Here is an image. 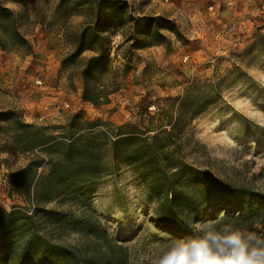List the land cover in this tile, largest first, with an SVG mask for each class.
I'll return each mask as SVG.
<instances>
[{
	"label": "rangeland",
	"instance_id": "obj_1",
	"mask_svg": "<svg viewBox=\"0 0 264 264\" xmlns=\"http://www.w3.org/2000/svg\"><path fill=\"white\" fill-rule=\"evenodd\" d=\"M126 1L136 17L174 21L180 35L165 31L167 39L161 43L130 48L131 42H124L127 30L111 31L114 65L123 69L128 63L130 68L123 88L108 103L84 101L82 76L74 64H62L73 50L64 25L77 32L83 17H65L60 0H35L23 20L31 49L0 48V108H15L37 125L65 123L80 113L89 121L104 122L101 128L112 137L118 127L138 123L145 113L157 114L158 107L181 97L189 86L218 83L220 100L193 121L198 143L189 159L224 181L264 192V0ZM91 54L86 51L81 59ZM52 97L59 102L51 104ZM25 163L23 157L0 154V204L6 208H32L9 182L11 169ZM106 166L88 203L111 236L128 248L131 264H155L171 239L153 222V200L125 163L108 157ZM47 206L80 215L70 204L52 201ZM41 231L67 246H86L87 240L72 229L46 222Z\"/></svg>",
	"mask_w": 264,
	"mask_h": 264
},
{
	"label": "trees",
	"instance_id": "obj_2",
	"mask_svg": "<svg viewBox=\"0 0 264 264\" xmlns=\"http://www.w3.org/2000/svg\"><path fill=\"white\" fill-rule=\"evenodd\" d=\"M35 0H0V48L31 49L23 20ZM10 3L19 5L14 10ZM65 17L81 15L77 32L64 34L73 46L62 64H74L82 76V99L94 105L110 101L124 86L130 65H114L109 33L127 30L124 42L143 48L167 39L165 31L180 35L176 23L162 16L136 17L126 0H60ZM92 54L84 59V52ZM222 88L189 86L184 94L145 113L138 123H127L112 133L102 121L73 113L65 123L37 125L12 107L0 108V154L23 157L26 163L11 169L10 184L32 207L6 208L0 204V264H131L129 250L114 239L89 205V198L108 170V157L123 162L153 200L155 226L171 240L192 235L197 222H232L264 236V192L227 182L194 161L198 141L193 121L220 100ZM153 104V103H152ZM158 122V127L154 124ZM5 162V160H3ZM77 206L80 215L57 207ZM79 232L84 250L54 241L41 231L44 223Z\"/></svg>",
	"mask_w": 264,
	"mask_h": 264
},
{
	"label": "clouds",
	"instance_id": "obj_3",
	"mask_svg": "<svg viewBox=\"0 0 264 264\" xmlns=\"http://www.w3.org/2000/svg\"><path fill=\"white\" fill-rule=\"evenodd\" d=\"M171 240L155 264H264V236L232 222H197Z\"/></svg>",
	"mask_w": 264,
	"mask_h": 264
},
{
	"label": "crops",
	"instance_id": "obj_4",
	"mask_svg": "<svg viewBox=\"0 0 264 264\" xmlns=\"http://www.w3.org/2000/svg\"><path fill=\"white\" fill-rule=\"evenodd\" d=\"M60 63V62H59ZM81 90V87H79V91ZM50 102H51V104L53 103H56V102H59V97H52V98H50ZM27 106V108H30L31 106H32V104L30 105V107H29V105H26ZM32 108V107H31ZM31 111H33V110H31ZM32 115V114H31ZM33 116H35V114H33ZM34 119H36V117H33L31 120H34ZM30 120V119H29Z\"/></svg>",
	"mask_w": 264,
	"mask_h": 264
},
{
	"label": "built area",
	"instance_id": "obj_5",
	"mask_svg": "<svg viewBox=\"0 0 264 264\" xmlns=\"http://www.w3.org/2000/svg\"><path fill=\"white\" fill-rule=\"evenodd\" d=\"M38 82H41V81H38ZM29 213H32V208L29 210Z\"/></svg>",
	"mask_w": 264,
	"mask_h": 264
}]
</instances>
